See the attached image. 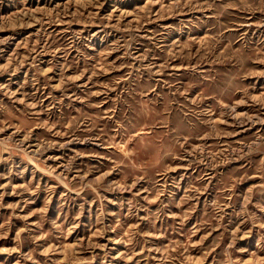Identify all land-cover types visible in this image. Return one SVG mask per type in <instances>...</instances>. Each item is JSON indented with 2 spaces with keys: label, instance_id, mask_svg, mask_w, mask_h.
<instances>
[{
  "label": "rangeland",
  "instance_id": "rangeland-1",
  "mask_svg": "<svg viewBox=\"0 0 264 264\" xmlns=\"http://www.w3.org/2000/svg\"><path fill=\"white\" fill-rule=\"evenodd\" d=\"M0 264H264V0H0Z\"/></svg>",
  "mask_w": 264,
  "mask_h": 264
}]
</instances>
